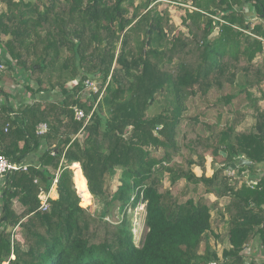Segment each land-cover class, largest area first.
<instances>
[{
    "label": "trees",
    "instance_id": "trees-1",
    "mask_svg": "<svg viewBox=\"0 0 264 264\" xmlns=\"http://www.w3.org/2000/svg\"><path fill=\"white\" fill-rule=\"evenodd\" d=\"M161 1L191 8L182 21L186 33L169 10H156ZM0 4V63L16 72L17 88L38 97L25 102L17 89L4 90L0 72L1 153L30 163L0 188V264H246L248 245L249 258L253 247L264 254V0ZM108 78L95 108L98 94L82 100L84 80L100 79L102 91ZM56 89L59 99L49 100ZM211 92L218 95L213 103ZM197 95L206 106L190 115L187 102ZM239 95L244 104L234 105ZM17 96L22 100L14 104ZM157 102L161 111L148 115ZM223 106L230 119L200 120ZM74 107L93 111L81 140L75 136L83 122L74 119ZM248 113L254 126L239 129ZM40 123L48 130L37 136ZM208 154L225 165L207 174ZM74 165L90 197L103 205L98 216L81 205ZM58 171L57 198L40 211L39 192L49 191ZM117 172L119 186L109 195L106 180ZM162 173L170 186L183 180L202 193L181 201L190 190L174 195ZM115 203L122 214L116 224L106 220ZM140 205L146 232L136 246L131 217ZM213 223L226 225L228 247L220 256L210 243L220 240Z\"/></svg>",
    "mask_w": 264,
    "mask_h": 264
},
{
    "label": "rangeland",
    "instance_id": "rangeland-1",
    "mask_svg": "<svg viewBox=\"0 0 264 264\" xmlns=\"http://www.w3.org/2000/svg\"><path fill=\"white\" fill-rule=\"evenodd\" d=\"M172 3L168 2V1H161V3L160 2L157 3L155 8L159 12L163 9L169 10V17H170L171 22L174 24V26L177 27V30H180L181 32L186 33V30L184 28V25L182 24V21H183L184 16H185V10L186 9L190 10L191 8L184 7V6L181 7V6H179V3H176V4H175V2H172ZM155 4H152L150 7H152ZM181 5H184V4H181ZM185 6H187V4ZM2 8L3 7L0 4V11H2ZM257 62H259V59H257ZM2 73L5 74V75H3L2 79H1L2 80L1 86L4 90L11 91L12 93H15V90L17 89L18 95L23 97L22 99L25 102L29 100L28 98H31V99L33 98L34 100L36 98H38L37 95L33 96V94H31L29 92L23 93L22 92L23 88H21V87L17 88L16 87V82H15V80L17 79L16 78L17 77L16 72L14 73V71L8 70L5 66V69L3 70ZM54 74L56 76V73H54ZM54 74H52L53 80L55 79ZM107 80L109 81L110 79H107ZM96 82H97V85L99 86L100 85V83H99L100 79H97ZM105 86H106V84L104 85V87ZM67 87L69 88V84H67ZM47 90H49V89H47ZM51 92L52 93H50V96L48 97L49 100L59 99V96L57 97V94H58L57 89L53 90ZM227 92H229L231 94L232 93L235 94L236 89L230 88L227 90ZM251 92L253 93L254 96L259 95V93L256 89H252ZM19 96H17L13 100L14 104H19L20 100H22L21 97H19ZM217 96L218 95H216V93L211 92L209 94L210 102L213 103L216 100ZM234 100H237L235 102L236 105L239 103L240 104L243 103V101L242 102L238 101V100H243V97H241V95H239ZM235 103H234V105H235ZM205 106H206V104L201 101V99L199 98L198 95L190 98L189 101L187 102L188 113L190 115L201 114L203 112ZM161 108H162L161 102H157V104L153 105L150 108L148 115L152 116V115L157 114L158 112L161 111ZM226 109L227 108L223 106L222 107V113L219 112L218 109H210V110H208V112L205 115H200V120L205 121L207 123H215L219 120L221 123H223L226 120L231 118V115L226 112ZM254 124H255V120H253L251 114L248 113V116L246 117L245 121L241 124V125L245 126V127H243L244 129H242V130H251L252 127L254 126ZM240 126H239V129H240ZM183 153L185 154L184 151H183ZM155 155L160 156V152H155ZM174 161L180 162V156L178 155L177 157H175ZM224 165H225V163H224V161H222L221 158L214 157L212 154H208L206 156V173L207 174H211L214 170H216L219 167H222ZM71 170H72V176L74 177V174H73L74 171L72 169V166H71ZM193 170L196 173H199L198 168L194 167ZM226 173L229 176L232 174V172L230 170H227V169H226ZM118 178H119V172H117L113 177L107 178L105 187H106V191L109 195H112L116 191L117 187L119 186ZM161 178L163 180L164 186L170 187V190L174 195H177V193L179 191H181L185 186L190 190V194H188L187 197L182 198L181 201H185L187 198H196L198 194L202 193V188L199 189L198 193L192 192L191 189L193 188V185L187 184L183 180L177 182L175 185L170 186V184L167 180V174L166 173H162ZM74 186H75V184H74ZM209 198L211 200L215 199L213 196H209ZM82 200L83 199L81 198L82 207L86 208L94 216H98L100 211L103 209V205L100 202L94 200L92 197L88 200V203H84ZM227 201H228L227 199H222L219 201V204L224 206L227 204ZM117 206H118L117 203L112 205L109 208V214L106 217L107 221H109L111 223H115V224L120 221L121 216H122V214L118 210ZM215 219H217V213L212 212V221H214ZM131 221H132V228H133V235H134V243L136 244V246H138L142 242L143 237H144L145 232H146V228L144 226V206L143 205H140L138 208H136L133 211ZM212 225H213L214 232L220 234V240L215 242L214 239L212 238L210 240V243H211V246L213 247V249H215L217 254L220 256L222 250L228 247V244L226 241L227 240L226 225L220 224L218 227L215 226V223H213ZM18 238H20V236H18ZM249 248L250 247L248 245L245 252H244V254H246V256H247L246 264H250L251 261L257 262L259 260L264 259V254L261 253V250L258 247H253V251H252L253 253H251L252 256H250V258H249L248 257V253L250 252Z\"/></svg>",
    "mask_w": 264,
    "mask_h": 264
},
{
    "label": "built area",
    "instance_id": "built-area-1",
    "mask_svg": "<svg viewBox=\"0 0 264 264\" xmlns=\"http://www.w3.org/2000/svg\"><path fill=\"white\" fill-rule=\"evenodd\" d=\"M179 6H181V7L184 6V7L190 8L189 6H185V5H181V4H179ZM214 19L217 20L218 22H220V24L223 23V21H221L217 18H214ZM255 19L256 18L254 17V14L252 13L250 20L253 21ZM4 69H5V65L3 63H0V72H2ZM108 79H110V78H108ZM108 82L109 81L107 80L106 86H107ZM106 86L103 88L102 91H99V86L97 85V82L95 80H93V79L84 80L83 81V91L81 93L82 98H83L82 100L83 101L86 100V98H88L90 94H98V100L94 104V108H95L97 103L99 102V100L102 98V95L104 93ZM69 87H71V85H69ZM28 99H31V98H28ZM35 100H37V98ZM72 112L74 115V119L76 121L83 122L82 129L79 131L77 136H75V138H79L81 140L82 137L84 136L83 128L86 126L89 119L91 118L93 111L90 112L88 115H86L82 109L74 107V108H72ZM47 130H48L47 125L45 123H40L36 126L35 133L37 136H41V135L45 134L47 132ZM29 166H30V163H28L26 161L21 162V163H15V162L10 161L1 153V148H0V188L1 189L3 188V186L6 182V179L8 178V176L10 174L18 172V171L24 172L27 170V168ZM58 175H59V171L55 174V179L53 180L49 191H45L43 189L40 190L39 195H38V199L40 201V205H39L40 211L44 212V211H47L49 209V200L52 199L51 198V191L54 188H56ZM247 184L249 186H251V185H254L255 182L247 181ZM209 264H219V263L218 262H211Z\"/></svg>",
    "mask_w": 264,
    "mask_h": 264
},
{
    "label": "bare ground",
    "instance_id": "bare-ground-1",
    "mask_svg": "<svg viewBox=\"0 0 264 264\" xmlns=\"http://www.w3.org/2000/svg\"><path fill=\"white\" fill-rule=\"evenodd\" d=\"M72 169L74 171V177L73 181L75 184V188L78 192V195L83 199L82 201L84 203H88V200L91 198L89 195V192L87 190L86 181L84 177L82 176L81 171L79 170V167L77 165L72 166ZM82 205V204H81Z\"/></svg>",
    "mask_w": 264,
    "mask_h": 264
},
{
    "label": "crops",
    "instance_id": "crops-1",
    "mask_svg": "<svg viewBox=\"0 0 264 264\" xmlns=\"http://www.w3.org/2000/svg\"><path fill=\"white\" fill-rule=\"evenodd\" d=\"M258 22H257V19H255V20H253L252 21V25H254V24H257ZM237 100H234L233 101V103H235ZM238 101H243V100H238ZM236 104V103H235ZM240 104V103H239ZM244 104V103H243ZM259 106L261 107V109L262 110H264V101H261L260 103H259ZM254 120V119H253ZM243 127H245V126H243V125H241L240 126V129H244ZM242 159V158H241ZM79 170H80V168H79ZM81 171V170H80ZM245 178H246V176H245ZM51 198L52 199H56L57 198V191H56V188H54L52 191H51Z\"/></svg>",
    "mask_w": 264,
    "mask_h": 264
},
{
    "label": "water",
    "instance_id": "water-1",
    "mask_svg": "<svg viewBox=\"0 0 264 264\" xmlns=\"http://www.w3.org/2000/svg\"><path fill=\"white\" fill-rule=\"evenodd\" d=\"M215 31L217 33V29ZM240 163L245 164L246 166H249L250 165V162L247 161V160H245V159H243V158L240 160ZM263 208H264V206H263Z\"/></svg>",
    "mask_w": 264,
    "mask_h": 264
}]
</instances>
